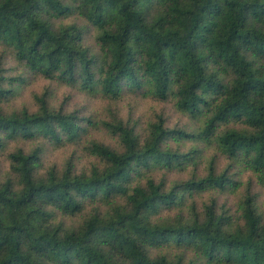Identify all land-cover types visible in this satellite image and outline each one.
Returning <instances> with one entry per match:
<instances>
[{
	"label": "trees",
	"instance_id": "1",
	"mask_svg": "<svg viewBox=\"0 0 264 264\" xmlns=\"http://www.w3.org/2000/svg\"><path fill=\"white\" fill-rule=\"evenodd\" d=\"M0 47L26 70L91 97L174 99L199 124L190 134L161 116L141 136L122 120L56 108L46 95L34 111L0 109V155L10 162L0 176V264H197L185 262L186 249L211 263L264 264V215L254 195L241 201V220L213 202L189 217L158 216L189 193L235 186L226 171L211 167L169 190L152 176L138 179L191 162L195 150L168 143L194 135L264 187V0H0ZM4 70L0 56V103L16 92L2 87ZM230 121L242 127L222 128ZM96 125L117 137V148L87 138ZM84 137L103 161L91 174L74 172L73 163L38 173L43 146L24 148L39 138L60 147ZM96 201L109 209L79 225L57 220ZM166 245L179 252L152 254Z\"/></svg>",
	"mask_w": 264,
	"mask_h": 264
},
{
	"label": "rangeland",
	"instance_id": "2",
	"mask_svg": "<svg viewBox=\"0 0 264 264\" xmlns=\"http://www.w3.org/2000/svg\"><path fill=\"white\" fill-rule=\"evenodd\" d=\"M68 17V20L72 19ZM88 41L93 40L90 33L86 36ZM0 56L5 67L2 87H16V92L9 95L0 103V109L5 112L20 111L28 109L34 111L38 107L37 97L46 95L50 105L56 108H62L66 112L76 111L80 116H91L96 122L122 120L124 123L135 126L136 131L144 136L146 126L149 122L158 121L159 117L166 119V126L170 128L182 129L190 134H197L198 122L188 112L179 110L176 107L175 100L160 99L152 95L137 96L126 94L118 98L91 97L79 89L73 88L57 80L48 79L40 74L26 70L21 64L15 62L10 54L4 52L0 47ZM235 127L241 128V123L230 121L222 125V128ZM87 137V136H86ZM86 137L78 143H67L60 147H54L43 138L37 139L34 143L24 144L25 149L42 145L43 150L40 154V164L37 166L38 173H45L49 168L54 167L58 170L66 168L68 163L74 164V172H85L91 174L94 166L102 167L103 161L93 155L84 147ZM87 138L100 140L112 147H118L117 137L104 130L100 125L90 127ZM169 146L173 150L180 152L194 151V159L186 162L182 168L172 170L156 169L153 172L144 171L139 176V182L145 183L148 176H152L157 182H161L165 190H169L174 183L181 184L192 177L201 178L208 174L211 167L214 172L220 174L225 172L236 182L235 186H230L222 191L207 189L205 191L189 193L185 201L176 207L162 208L158 216L166 219L178 218V214L183 211L185 217L192 214V210L202 213L206 205L215 203L217 212L224 211L226 215L234 219L241 220L242 211L240 209L241 201L247 194L255 196L258 210L264 215V187L256 182L255 176L250 170L237 166L235 162L221 155L214 145L207 141L195 138L194 135L184 138H175L169 140ZM9 146H13L10 142ZM10 170V162L6 155H0V176ZM98 209L105 212L109 205L102 201L87 203L83 211L74 216H65L59 214L57 220H63L68 225H79L86 214ZM179 252L175 245H166L161 248L153 249L152 254H169L174 256ZM194 258L197 264H220L211 263L206 260L198 259L196 252L192 249L185 250V262Z\"/></svg>",
	"mask_w": 264,
	"mask_h": 264
}]
</instances>
